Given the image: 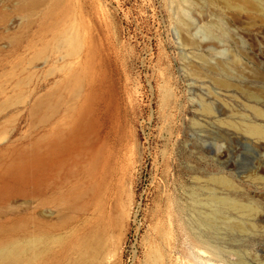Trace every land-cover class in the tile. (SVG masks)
Masks as SVG:
<instances>
[{
	"label": "rangeland",
	"instance_id": "rangeland-1",
	"mask_svg": "<svg viewBox=\"0 0 264 264\" xmlns=\"http://www.w3.org/2000/svg\"><path fill=\"white\" fill-rule=\"evenodd\" d=\"M249 1L0 0V241L40 239L20 264H76L82 240L92 264H208L190 221L213 193L258 213L254 233L207 231L225 264H264V139L243 129L264 126V0Z\"/></svg>",
	"mask_w": 264,
	"mask_h": 264
},
{
	"label": "bare ground",
	"instance_id": "bare-ground-1",
	"mask_svg": "<svg viewBox=\"0 0 264 264\" xmlns=\"http://www.w3.org/2000/svg\"><path fill=\"white\" fill-rule=\"evenodd\" d=\"M181 2L183 0H180ZM189 1V0H184ZM241 6H245L246 4H251L249 0H242L240 2ZM219 83L225 84L223 80H218ZM201 108L204 112L211 117V107L202 104ZM255 116L260 118H264V111L259 109L258 107L252 106L251 107ZM84 120L85 116L81 115L80 120L78 121L77 127L83 128L84 127ZM76 127V126H75ZM243 129L249 134L261 137L264 139V126L255 123L254 121H247L243 123ZM59 141L65 140L64 135H60ZM57 141V140H56ZM68 142V140H67ZM58 144H60L58 142ZM55 145H57L55 143ZM220 185L224 186L225 188H231L232 184L230 181L223 177L217 176L214 177ZM231 192V191H229ZM229 194V195H228ZM227 196H217L214 193L209 197V203L211 206V212L209 214L200 213V211L195 213L194 219L190 222H194V224L198 228V232H194V242L195 245L198 247H202L205 249L214 247L215 249H211L212 257L208 259V264H225L223 261V252L217 246L213 245V239L206 235L207 231H214L215 233L224 226V229L230 233H239V232H247L249 234L254 233L255 231V224L252 220L258 217V213L254 205L251 203H245L236 199L235 197H231L230 193ZM78 195V194H77ZM77 198V197H76ZM194 203L197 205V200L194 199ZM196 206H194L195 209ZM184 206L178 205L176 210L177 215L181 218V215L187 212ZM229 211L237 212L239 217L236 218H229L225 216V213ZM221 214V222H217ZM237 215V214H236ZM178 217V218H179ZM220 223V224H219ZM192 229V228H191ZM262 234V233H261ZM261 234H259L261 236ZM257 235V234H255ZM40 239L38 237L32 238L28 241H0V264H20V263H30L35 258L40 255V248H39ZM78 250L80 253V258L76 264H92L88 261L87 257L89 254L95 249V245H93L88 240H82L77 244Z\"/></svg>",
	"mask_w": 264,
	"mask_h": 264
}]
</instances>
